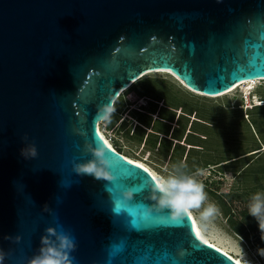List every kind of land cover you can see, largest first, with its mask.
Segmentation results:
<instances>
[{
  "label": "water",
  "instance_id": "1",
  "mask_svg": "<svg viewBox=\"0 0 264 264\" xmlns=\"http://www.w3.org/2000/svg\"><path fill=\"white\" fill-rule=\"evenodd\" d=\"M161 71L210 98L264 81V0H0L4 264H26L50 227L75 238L72 264H236L189 214L145 218L149 172L109 147L113 182L71 172L90 158L85 143L103 141L97 108ZM25 134L34 160L19 156ZM129 189L123 224L119 193Z\"/></svg>",
  "mask_w": 264,
  "mask_h": 264
},
{
  "label": "rangeland",
  "instance_id": "2",
  "mask_svg": "<svg viewBox=\"0 0 264 264\" xmlns=\"http://www.w3.org/2000/svg\"><path fill=\"white\" fill-rule=\"evenodd\" d=\"M143 80L153 88L163 89L183 107L176 110L174 124L170 126L171 135L175 132L174 140L170 139L171 148L162 149L157 145L154 149L147 145L150 129H146L144 140L137 142L138 124L126 112L117 117L119 122H113L110 130L99 125L101 132L117 152L144 163L156 175L167 176L174 165L189 169V175L199 172L195 178L203 183L208 200L200 209L190 212L206 236L216 243L223 242L233 256L239 255L241 259L237 248L239 241L230 230L240 227L243 230L241 223L246 221L253 223L254 228L257 225L248 215L247 205L254 193L264 191V144L250 121L259 120L264 125V110L256 109L264 107V81L256 82L250 90H247L249 85L241 86L226 96L210 98L191 93L165 74H152ZM148 103L149 99L135 96L133 107L127 106V110L147 108ZM162 107L158 103V109ZM189 108L193 113L189 116L183 114V110L189 111ZM179 121L186 126L184 130H178ZM121 123L126 124L125 131H121ZM261 132L264 137L263 127ZM257 148L258 154L253 151ZM183 167L182 171L186 173ZM218 170L222 173L215 175L213 171ZM210 202L218 206L220 214L209 222H202L200 212ZM251 242L255 246L254 239ZM240 247L249 264L264 261L257 255V249L249 244L241 243Z\"/></svg>",
  "mask_w": 264,
  "mask_h": 264
},
{
  "label": "clouds",
  "instance_id": "3",
  "mask_svg": "<svg viewBox=\"0 0 264 264\" xmlns=\"http://www.w3.org/2000/svg\"><path fill=\"white\" fill-rule=\"evenodd\" d=\"M114 108L111 104L100 105L96 110L95 119L105 125L111 123ZM80 135H83L81 132ZM22 147L19 149V156L24 161L34 160L38 157L37 147L34 142L29 141L25 134L21 138ZM83 151L90 157L83 163L72 162L71 172L76 177H91L94 180L113 182L115 177L109 169L113 167V162L108 158L110 153L105 141L93 144L85 143ZM182 165H174L173 171L167 176L149 174L151 183L146 185L148 195L145 200L148 205L143 209L145 218L152 214H161L167 211V219L173 223L182 222L192 209H200L208 200L203 183L199 182L195 176L199 172L189 175L182 171ZM61 186H66L61 181ZM110 191V190H109ZM119 195L122 197L118 205L128 206V202L133 199V191L125 190ZM248 215L253 217L261 233V241L264 242V191L254 193L247 205ZM47 211V208L45 209ZM220 214V209L214 203H208L200 212V220L209 222L212 218ZM164 219L163 216L160 217ZM230 230V229H229ZM239 237L237 248L241 254L242 264H249L245 254L240 247L242 238ZM19 243V237H9ZM76 250L75 238L70 232L54 228H46L44 234L40 236L39 246L33 255L27 259L26 264H72L74 257L70 259V254ZM260 258H264V248L256 250ZM6 253L0 249V264H4ZM264 264V261L261 262Z\"/></svg>",
  "mask_w": 264,
  "mask_h": 264
},
{
  "label": "trees",
  "instance_id": "4",
  "mask_svg": "<svg viewBox=\"0 0 264 264\" xmlns=\"http://www.w3.org/2000/svg\"><path fill=\"white\" fill-rule=\"evenodd\" d=\"M142 80H140L141 82L139 81L140 83L138 85H133L130 89H128L125 93H123V95L116 101V103L114 104V112L112 113L111 123L107 125L101 123L100 125H103L105 128L110 130L111 129L110 126L113 122L116 121L119 122V119H117V117L121 115L122 116L125 115L124 114L125 112L130 113L132 119H134L138 124L137 128L140 130V132H137V135H135V140H137V142H141L142 140H144L146 129H150L151 132L146 138L148 141H146L145 143L154 149L157 147V145L162 146V149H168V148L170 149L171 148L170 139L174 140L175 137L174 135L175 132L174 134L171 135L170 126L174 124V119L176 117V110H179L183 107L180 105L179 102H177L171 96L163 92L162 91L163 89L156 87L153 88L151 85H147L149 83L147 82V80H143V81ZM135 96L149 99L147 108L141 107L140 110L128 111L127 109L129 107L127 106L133 107ZM158 103H161L163 107L158 109ZM256 109L264 110V107L256 108ZM143 111H145V113H143ZM191 112L192 109H190L189 111L183 110V114L185 115L187 114L188 116L193 113ZM153 116H155L154 119H152ZM250 125L254 127V129L256 130V134L261 137L264 144V137L261 132L262 127L264 128V125H262V121L252 119V121H250ZM177 126H178V130L179 129L184 130L186 127L181 121L178 122ZM125 129H126V124L121 123V131H125ZM178 151L179 149L176 150V152ZM253 151L258 152L259 148ZM228 161L230 160H227L226 162ZM183 169L187 174H189V169H186L185 167H183ZM213 172L215 175L222 173L221 170L213 171Z\"/></svg>",
  "mask_w": 264,
  "mask_h": 264
},
{
  "label": "bare ground",
  "instance_id": "5",
  "mask_svg": "<svg viewBox=\"0 0 264 264\" xmlns=\"http://www.w3.org/2000/svg\"><path fill=\"white\" fill-rule=\"evenodd\" d=\"M156 74H165V75H172L171 73H169V72H163V71H161V72H156ZM155 75V74H154ZM259 80H257V81H246V82H243V83H240V84H238V85H236L234 88H232L230 91H228V92H226L225 94H223V95H227V94H230V93H232V92H234L236 89H238L239 87H241V86H250L249 88H247V90H250V89H252V86L256 83V82H258ZM183 87H185V86H183ZM185 88H187V87H185ZM197 95H199V94H197ZM203 96V95H202ZM247 100H248V98H247ZM246 100V101H247ZM248 103V102H247ZM97 133H98V135L100 136V138L103 140V141H105V144L106 145H108V147L110 148V149H112L113 151H115L116 153H117V151L112 147V145L110 144V142L106 139V137L103 135V133L101 132V130H100V128L98 127L97 128ZM122 155V154H121ZM122 157H124L125 159H127V160H129V161H131V162H133V163H135V164H137V165H140V167H142V168H144V169H148V172H150V173H152V174H154V172H152V170H150L149 168H148V166H146L144 163H142V162H140V161H138V160H134V159H132V158H129V157H127V156H124V155H122ZM154 175H156V174H154ZM189 215H190V218H191V220H192V227L195 229V231L197 232V234L199 235V237L202 239V241L204 242V243H206V244H208V245H211V246H213V247H215L216 249H218V250H220L221 252H223L224 254H226L227 256H229L232 260H234L235 261V263L236 264H242V260L239 258V255H237V256H233L230 252H229V250L227 249V248H225V246H223V242L222 243H216L215 241H213L212 239H210L208 236H206L204 233H203V231L201 230V228H200V226L198 225V223L196 222V220H195V218H194V216L192 215V213L190 212L189 213Z\"/></svg>",
  "mask_w": 264,
  "mask_h": 264
},
{
  "label": "flooded vegetation",
  "instance_id": "6",
  "mask_svg": "<svg viewBox=\"0 0 264 264\" xmlns=\"http://www.w3.org/2000/svg\"><path fill=\"white\" fill-rule=\"evenodd\" d=\"M242 217L241 216V220H242ZM254 223H256V221H254ZM242 224V227H243V230L242 228H235L234 230L231 229L230 231L235 235L236 237V240L239 241V237L237 236V234L242 238V242L243 244H245L246 246L249 244L250 246L253 247V249H258V248H264V242L261 241V233L260 231L258 230V226L256 225L254 228L252 225L253 223H250V222H245V223H241ZM257 224V223H256ZM254 239V242H255V246H254V243L251 242V240ZM260 257V256H259Z\"/></svg>",
  "mask_w": 264,
  "mask_h": 264
},
{
  "label": "snow or ice",
  "instance_id": "7",
  "mask_svg": "<svg viewBox=\"0 0 264 264\" xmlns=\"http://www.w3.org/2000/svg\"><path fill=\"white\" fill-rule=\"evenodd\" d=\"M261 78H264V77H261ZM129 163H131V161H129ZM136 167L139 168L140 165H137ZM144 171H145V172H148V169H144ZM148 174H150V172H149ZM120 207L124 210V215L121 216L120 218H117V220L123 223V221L126 219V216L128 215V206L125 207V206H123V205H120ZM160 219H161V218H160ZM123 224H124V223H123ZM122 254H124V253H121V255H122Z\"/></svg>",
  "mask_w": 264,
  "mask_h": 264
}]
</instances>
